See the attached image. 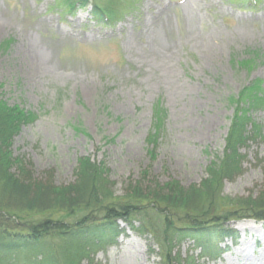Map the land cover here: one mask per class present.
I'll return each instance as SVG.
<instances>
[{"label":"rangeland","instance_id":"1","mask_svg":"<svg viewBox=\"0 0 264 264\" xmlns=\"http://www.w3.org/2000/svg\"><path fill=\"white\" fill-rule=\"evenodd\" d=\"M61 1L0 0V92L9 105L37 116L10 147L26 177L68 186L77 161L89 157L104 168L116 197L143 173L160 184L199 186L223 153L233 112L228 100L255 81L264 90V1L252 10L224 0H120L107 25H96L85 11L71 14ZM157 103L166 122L154 150L149 136ZM252 117L264 127L263 111ZM103 139L114 142L106 146ZM240 153L242 173L224 183L226 197L264 190V142ZM227 229L234 236L210 241L217 260L189 242L175 250L179 262L264 264V223ZM94 258L160 263L151 241L130 230Z\"/></svg>","mask_w":264,"mask_h":264},{"label":"trees","instance_id":"2","mask_svg":"<svg viewBox=\"0 0 264 264\" xmlns=\"http://www.w3.org/2000/svg\"><path fill=\"white\" fill-rule=\"evenodd\" d=\"M119 1L105 0L104 7L97 0L61 3L71 14L85 11L96 25H107L115 21L113 8ZM224 1L253 10L264 0ZM9 45L3 43L5 48ZM3 98L0 92V264H97V252L115 245L126 230L151 241L159 264H181L175 250L189 242L214 261L219 252L210 241L222 233L234 236L227 229L230 224L264 223V190L249 197L222 193L224 183L242 173L241 150L250 142H264V127L252 117L253 112H264V90L258 81L228 100L233 112L223 153L209 163L199 186L182 188L174 181L160 184L143 173L120 197L111 191L104 168L89 157L77 161L71 185L31 183L22 169L24 161L12 158L10 147L21 128L34 123L37 116ZM165 122L166 112L157 103L149 136L154 150ZM103 142L107 146L114 141ZM27 256L35 260L31 263Z\"/></svg>","mask_w":264,"mask_h":264}]
</instances>
